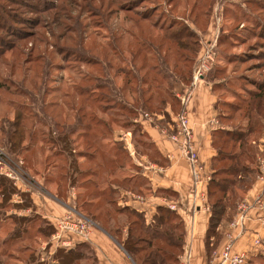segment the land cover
I'll return each mask as SVG.
<instances>
[{
    "label": "trees",
    "instance_id": "1",
    "mask_svg": "<svg viewBox=\"0 0 264 264\" xmlns=\"http://www.w3.org/2000/svg\"><path fill=\"white\" fill-rule=\"evenodd\" d=\"M9 1L19 9L9 6L2 13L0 6V50L7 46L1 54L15 48L17 43L12 44L13 39L22 44L32 41V49L36 50V42L44 44L42 29H29L37 19L20 15L27 9L25 0ZM94 1L99 4L97 17L110 30V39L105 43L107 48H103L101 57L92 55L87 49L92 44L91 34L82 32V28L74 39L51 32L53 44L45 48L43 61L36 60L40 74L30 65L32 69L23 68L21 83L10 81V90L0 89L4 92L0 98L9 100L10 104H7L16 112L15 118L6 123L9 127L4 129L2 145L9 154L18 157L24 151L29 152L30 146L42 137L40 141L50 144L55 156L65 164L67 191L76 189L77 207L117 240L134 264H180L184 252V224L177 212L159 207L153 222L147 223L144 214L117 203L116 187L144 194L149 190V181L141 175L116 177L119 170L132 167L133 163L124 143L116 140L115 132H130L139 155L148 156L158 165H168L143 132L142 125L135 120L145 112L157 113L156 116L163 117L159 124L166 126L171 120L167 110L175 114L181 110L180 96L193 83L195 64L203 48L198 31H206L210 25L215 2L166 0L165 8L171 15L167 17L168 21H158L153 19L155 11L140 9L146 0L129 3ZM0 2L4 4V0ZM260 2V15L264 16V0ZM13 8L17 11L12 12ZM37 12L44 11L41 8ZM35 26L41 25L36 23ZM252 26L257 29L252 34L262 36L264 40V21H255ZM223 32L224 25L218 48L228 45L231 39L228 41ZM2 33L9 38L5 39ZM58 57H62L63 62L71 59L87 70V74H80L78 82L71 86L72 91L49 88L51 73L61 72L66 67L53 63ZM244 57L234 55L235 60L229 64L243 66L247 62ZM29 62L32 64V61L26 64ZM260 62L263 71L259 78L247 75L256 70L259 65L256 63L247 67V73L238 78L240 85H235L232 90L237 103L224 101L217 95L220 88L225 90V85H212L218 96L217 118L222 127L213 131L217 156L208 183L211 218L205 246L209 259L222 238L221 229L233 221L239 203L257 182L258 158H264V57ZM222 69L217 63L209 76L210 82L218 75H226ZM30 71L34 73L33 77H30ZM37 78L40 82L34 87L32 81ZM117 78L121 79L120 87L116 85ZM239 90L246 93V101L239 97ZM51 94L54 96L49 100ZM17 96L23 98V102L12 100ZM224 110L229 113L225 114ZM224 122L235 124V127L227 130ZM38 127L45 128L48 133ZM25 140L29 145H23ZM26 159L29 160L25 158V164ZM59 187L62 196H57L61 198L64 197L62 184L58 183ZM15 196L20 198L19 201H14ZM35 209L31 194L0 174V221H10L7 225L13 227L2 246L9 245L11 240L19 242L17 251L22 250L21 253L27 255V262L21 264H99L93 247L87 242H78L69 249L57 248L51 254V239L56 228ZM24 210H31V213L20 215L19 212ZM37 240L46 242V255L51 254L50 260L40 261L42 247L39 248ZM27 242L34 246L26 245ZM258 262H264V255L252 256L248 264ZM0 264L5 263L0 261Z\"/></svg>",
    "mask_w": 264,
    "mask_h": 264
},
{
    "label": "crops",
    "instance_id": "2",
    "mask_svg": "<svg viewBox=\"0 0 264 264\" xmlns=\"http://www.w3.org/2000/svg\"><path fill=\"white\" fill-rule=\"evenodd\" d=\"M214 18H216V14ZM222 27L223 22L221 21L218 25L217 20L214 19L206 31H198L203 47L198 57L202 55L203 49L209 42L213 43L215 41L213 35H220ZM218 47L217 40L216 48ZM198 59L195 68L199 62ZM208 74L210 75V72ZM208 74L201 81L194 82L193 79L191 87L188 88L189 90L182 97L183 99L185 98L184 100L180 96L182 105L178 114H175L170 109L167 110L171 120L166 126L159 124V121L163 120L162 116H153V122L141 117L135 120V122L142 125L143 132L155 144L161 156L168 161L167 166L158 165L146 155H139L130 132L121 130L115 132L116 140L124 143L133 163L132 167L129 166L119 170L116 177L121 179L127 176L141 175L149 181V190H146L144 194L116 187L118 205L122 207L128 206L144 214L147 223L153 222L159 207L173 210L172 207L175 206L176 209L173 211L179 214L184 224L183 255L190 253L191 261L189 264H219V256L225 245L226 233L230 231L235 236L241 233V230L237 228L229 230L231 222L223 227L219 245L214 250L212 257L208 258L205 246V238L211 218L208 183L214 173L213 161L217 156V150L213 147V131L222 127L217 118L216 105L218 96L213 91ZM183 111L188 115L189 125L193 132L195 150L203 169L196 179L182 146L172 142L165 133L166 130L167 132H172V126L175 124L177 116ZM31 181L33 180L31 179ZM31 181L29 182L30 185H24L25 181L21 182L24 186L19 185V183L15 185L31 194L36 206L35 212L42 215L44 219L55 225L59 218L73 209L91 222L92 230L89 238L87 240L78 239L77 243H89L96 253L99 264H134L117 240L77 207V192L75 188L70 189V192H68L69 196L65 201V197L60 198L48 192L43 185L38 186V183L35 184ZM32 185L39 187L36 190L40 192L31 191L29 186ZM260 195L264 196V181L260 182L257 180L252 189L245 195L244 200L252 203ZM30 213L31 210L19 212L20 215H28ZM263 219L264 211H259L258 209L249 211L245 225L247 233L238 239L236 243L237 250L248 251L254 247V241L260 239L262 245L256 248L257 251L254 256L264 255ZM56 249L53 247L50 253H53Z\"/></svg>",
    "mask_w": 264,
    "mask_h": 264
},
{
    "label": "rangeland",
    "instance_id": "3",
    "mask_svg": "<svg viewBox=\"0 0 264 264\" xmlns=\"http://www.w3.org/2000/svg\"><path fill=\"white\" fill-rule=\"evenodd\" d=\"M27 9L22 10L20 15H26L29 18L37 19L33 24H31L33 31H37V29H42L43 34V43L36 42L38 45L36 50L32 49V41L30 43L23 42L22 44L17 39H13L12 44L17 43L15 48L12 50L7 51L2 55V51L7 48L5 45L3 50H0V89L7 88L9 89L10 81L15 83H21L22 81V72L23 68L26 69L30 67H35V72L40 74V70L38 64H36V60L43 61L45 56V48L48 47L47 45L53 44V38H51V32H56L63 36L64 38L71 37L72 39L75 38V35L78 34L79 28H82V32H89L90 41L92 44L88 45L87 49L92 51V55L96 57H101V52L103 48H107L105 43L110 39V30L105 24H102V19L97 17L99 12L96 8L99 7L98 2L94 0H25ZM118 3L126 2L129 3L131 0H116ZM260 1L262 0H214L215 11L213 16L211 17V21L213 19L220 18L225 21L223 22L224 25V32L222 35H226L224 37L229 38L230 41L228 45H224L222 48H218V64L225 70L226 75H218V78L211 82L212 85H218L220 83L225 85V90L219 89L217 91V95L221 96L222 100L224 101H234L237 103V99L234 100L233 89L235 85L239 86L240 78L243 74L247 73V67H250L252 63H256L258 66L256 70L249 72L247 75L253 76L255 78H259V74L262 73V68L260 66V59L264 57V40L262 36L257 34H252V32H256L257 29L254 28L252 25L255 21H264V16L260 15ZM252 2L251 5H246L245 3ZM2 3V2H0ZM45 3V5H44ZM166 0H146V2L140 5V9L155 11L153 13V19L158 21L167 20V17H170L171 14L167 12L165 8ZM257 3V4H255ZM91 4V5H89ZM134 4V3H133ZM94 5V6H93ZM2 13H4L6 7L13 6L9 0H4V4H0ZM164 6V7H162ZM225 12L223 11V8ZM16 7V6H13ZM220 7V8H219ZM42 8L44 11L43 13L37 12ZM19 9V7H16ZM16 9H12L11 11H17ZM241 9V11H239ZM158 10V12H157ZM235 10V11H234ZM234 11V12H233ZM224 12V13H222ZM221 13V14H220ZM216 14V18L215 17ZM38 15V18H36ZM168 21V20H167ZM166 21V22H167ZM0 22L2 20L0 19ZM39 24L41 26H35V24ZM49 27V28H48ZM47 29V30H46ZM77 32V33H75ZM203 32V31H202ZM227 33V34H224ZM5 39L9 38L6 34H3ZM85 38V37H84ZM127 41L130 40L129 36H126ZM232 43V45L229 46ZM27 44V45H26ZM42 45V46H41ZM235 45V46H234ZM236 47V48H235ZM32 49V52L30 50ZM245 56L244 59H247L245 65H236L235 63L229 64V61L235 60L233 57L234 55ZM230 57L231 60H228ZM62 57H58L55 60L54 64L65 65V70L61 72L53 71L50 75L52 79L50 82L49 88L52 90L59 89L62 92H69L72 91L71 86L78 82L79 78L81 77L80 74H87L86 68H80L78 63L74 62L73 60H68L63 62ZM32 61L26 64V62ZM254 64V65H256ZM32 67H31V66ZM37 65V66H36ZM253 65V66H254ZM85 67V66H84ZM217 67V66H216ZM215 67V68H216ZM252 67V66H251ZM214 68V69H215ZM95 74L94 68H91ZM212 69L210 74L213 72ZM32 71V70H31ZM29 72L30 77L34 76V73ZM34 71V70H33ZM92 72V71H91ZM209 75V74H208ZM194 76V72H193ZM210 76V75H209ZM39 79H34L32 82L35 83L34 87H38ZM116 85L120 87L121 79H115ZM228 83V84H227ZM231 89V90H230ZM10 90V89H9ZM13 90V89H11ZM187 89L185 93L188 91ZM4 92L0 91V97ZM184 93V94H185ZM239 97L242 98L243 101H246L247 95L242 90H239ZM54 96L51 94L49 96V100ZM183 96H181L182 98ZM16 100L17 103L20 101L23 102V98L17 96L16 98L12 99ZM10 101L6 100L5 98H0V153L1 159L7 168L4 171H12L13 177L9 178L13 181V183H19V185H30L32 183H38V186L43 185L46 190L52 194L58 195L60 187L58 188V183L62 184V192L64 193L63 196L65 197V201L68 198V191H67V183H66V174L67 169L63 168L65 165L62 160L55 155V150L50 149V144H47L46 141L43 143L40 141L42 137H38V142H35L33 146H30L29 152L24 151L20 156H12L7 152L6 147L2 145L3 140V133L5 132L4 129L7 127V122L12 121L15 118V109L14 107L10 106ZM37 113V112H36ZM224 113H229L227 110H224ZM153 116H156L157 113H151ZM158 115V114H157ZM41 116V115H39ZM235 124L224 122V128L227 130H233ZM40 127H38L39 129ZM45 133L48 131L41 127ZM101 130L100 128H98ZM102 132V131H101ZM106 137V136H105ZM24 146L29 145L28 140H25ZM26 164L23 163L25 162ZM3 166V165H2ZM30 167V168H28ZM0 167V171H1ZM4 176V174H3ZM124 176V174H123ZM5 177V176H4ZM30 177V178H29ZM15 178V179H14ZM22 178V179H21ZM21 179L20 181H18ZM27 181H26V180ZM18 181V182H17ZM25 181V182H24ZM24 182V185L21 184ZM31 191H37V187L29 186ZM40 190V189H39ZM62 196L61 194H59ZM19 197L15 196L14 201H19ZM0 220H1V212H0ZM10 221H0V261L4 262L5 264H21L27 260L26 253H21V251H17V246L20 245L19 242H15L11 240L9 245L2 246V242L4 239H7L11 235L13 227L7 225ZM7 237V238H6ZM46 243V242H45ZM43 242H39L37 240V244L40 247H43L46 244ZM26 245L34 246V243L27 242ZM48 260L51 258V254L48 255ZM47 261V260H46ZM27 262V261H26ZM257 264H264V262H258Z\"/></svg>",
    "mask_w": 264,
    "mask_h": 264
},
{
    "label": "built area",
    "instance_id": "4",
    "mask_svg": "<svg viewBox=\"0 0 264 264\" xmlns=\"http://www.w3.org/2000/svg\"><path fill=\"white\" fill-rule=\"evenodd\" d=\"M216 20L219 25V23H221V19L217 18ZM213 37H215V41L213 43H208V45L203 49L202 55H200L198 59V65L194 69V82L201 81V79L205 78L206 75L212 69H214L218 63V52L216 46L219 36L213 35ZM140 117L150 122L154 121L153 115L148 112L141 114ZM165 133L172 142L182 146L183 151L193 168V174L196 179L203 169L199 161V156L195 150L193 132L189 125L187 113L183 111L181 114H179L176 118L175 124L172 126V132L170 133L166 130ZM262 146V148H264V139L262 140ZM258 166L259 175L257 176V180L261 182L264 181V158L262 156L258 158ZM0 167H2L0 171L1 175L4 174V176L7 178L13 177L12 171H4V173H2L4 168H7V165L3 163L1 159V153ZM21 179H19L18 181H20ZM15 184L17 185V183ZM172 209L175 210L176 207L173 206ZM251 209L264 211L263 195H260L252 203H249L246 200H243L239 203L235 218L229 224V230L237 228L241 230V233L238 236H235L230 231L226 233L225 245L219 256V264H248V261L256 253V248H259L262 245V241L260 239H256L254 241V247L252 249L248 251L236 249V243L238 239L242 236H245L247 233L245 225L248 220L249 211ZM54 226L56 228V232L51 239V243L54 248H72L75 246L78 239L87 240L92 230L91 222L83 218L78 212L73 209L68 211L63 217L59 218ZM41 252L42 255L40 261L44 262L45 260H47L45 245L41 248ZM183 256L181 258L180 264H189V262L191 261L190 253L188 252L184 257Z\"/></svg>",
    "mask_w": 264,
    "mask_h": 264
}]
</instances>
